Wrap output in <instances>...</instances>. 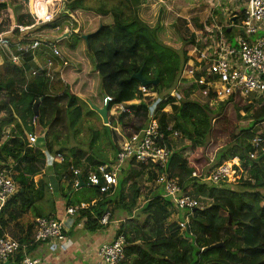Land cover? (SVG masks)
I'll return each mask as SVG.
<instances>
[{"label":"trees","instance_id":"16d2710c","mask_svg":"<svg viewBox=\"0 0 264 264\" xmlns=\"http://www.w3.org/2000/svg\"><path fill=\"white\" fill-rule=\"evenodd\" d=\"M61 2L35 0L33 15L23 4L2 2L0 24H9V13L7 10V14L4 13L7 6L15 17L16 25L25 27L31 26L35 18L44 20L49 17ZM169 2L171 0H64L66 10L83 33H71L69 37L53 42L61 57L59 62L64 68L65 79L70 84L59 95L52 92L51 81L35 64L31 53L21 56L20 63L16 64L11 61L8 53L1 51L3 63L0 65V91L5 92L6 97L0 99V137L4 127L13 125L14 130L12 139L0 146V170L12 168L18 191L0 211V237L7 234L11 222L20 219L29 210H34L37 217H44L37 212L35 204L44 200L46 195L49 196L48 182H52L53 178L49 180L41 173L42 154L29 148L26 140V136L34 132L30 124L34 118L32 106L37 99H43L36 122L47 129L46 148L55 154L66 153L63 165L55 168L60 173V178L53 182H66L62 180V174L67 173L72 165L81 170L85 187H90L85 182L88 167L104 163L95 160L87 161L88 164L84 165L82 160L87 154L79 149L76 151L67 148V139L59 134L66 127L76 134L74 131L77 132L82 125L84 117L96 115L72 93L73 90L81 92L75 85L78 79L87 81L89 101L97 108L103 107L104 96L112 97L115 104L129 102L141 98L138 95L139 83L132 79L133 75L141 72L143 78L157 80V86H148L157 94L165 89L170 90L177 83L191 48L207 44V41H203L206 39L204 12H199L203 9L191 10L185 15L183 12L179 14L175 18V25L179 30L174 23L171 27L166 26L171 32L169 38L172 41L178 39L180 44L183 42L182 51L175 50V46L159 39L160 27H164L161 15H158L159 18L157 16L155 27H150L141 20L142 8L167 11ZM106 17H111L110 24L96 22L97 18ZM57 24L56 20L43 28L52 29ZM18 33L16 28L15 34ZM85 35H89L87 40L83 39ZM44 49L45 54H49L48 58H55L48 48ZM13 54L19 52L15 50ZM38 61L43 62L41 55H38ZM33 70L38 74L32 76ZM179 85V105L172 104L176 99L169 97L157 106V118L166 136L170 134L167 128L171 126L179 133V140L185 144L183 148L173 152L164 169H159L158 173L175 179L184 192L196 197L205 206L193 212L187 229L181 232L177 222H172L168 224V232L165 233L163 225L171 218L173 206L168 198L154 193L138 211L144 218L143 223L151 222L158 235L151 239L141 236L131 240L122 224L109 243L121 235L124 237L125 260L120 264H264V155L251 162L247 160L250 131L254 125L264 121V93L260 96L248 95L251 103L241 99L234 102L229 100L219 103L213 110L210 92L185 80ZM153 101L150 98L131 105L130 113L118 115L115 122L122 125L125 134L128 129L132 133L140 131L148 119L149 107ZM168 105L171 111L165 113L163 110ZM227 105L231 106L230 113H224ZM109 107L110 105L108 109ZM253 109L252 114H249ZM242 113L243 118L249 119L246 127L238 124ZM104 130L112 145L109 129L104 127ZM217 135L224 136L229 143L213 155L210 163L207 151ZM97 139L98 136H94L90 141L91 149ZM56 146L59 147L58 152L54 151ZM235 157L243 161L242 167L248 174L246 179L241 178L237 184L210 185L191 176L198 169H203V175L207 176L212 169ZM144 177L154 182L155 168L148 169L146 165L129 160L128 168L119 173L118 184L110 193L101 194L99 189L90 187L95 191L96 199H91L86 204L93 200L96 202L93 206L80 210L76 218L78 221L85 218L84 227L90 232L107 227L100 225L99 221L106 213H110L111 218L113 210L124 211L127 220H131L140 197L136 182ZM71 204L73 203L67 206ZM110 206H113L112 210H109ZM31 230V226L25 228L28 238L20 236L16 239L20 244H30L28 254L33 245ZM218 243H222L224 247L202 253L203 249ZM21 256L18 254L15 260L19 261Z\"/></svg>","mask_w":264,"mask_h":264},{"label":"built area","instance_id":"2783aa9c","mask_svg":"<svg viewBox=\"0 0 264 264\" xmlns=\"http://www.w3.org/2000/svg\"><path fill=\"white\" fill-rule=\"evenodd\" d=\"M195 1L199 2L198 0ZM204 1L206 3L201 1L198 6L207 10V16L203 21L204 32L206 33V39L203 41H207V44L203 47L195 45L187 53L186 65L180 71L179 79L170 93L163 99H159L158 94L151 88L139 84L138 95L141 98L115 104L112 97L104 96L103 106L110 105L108 116L112 118L121 114H129L131 105H137L139 102H144L150 98L154 101L149 107L148 119L143 128L136 133L129 131L126 135L120 134L119 152L115 160L111 163L98 165L93 169L89 168L85 181L90 187L99 189L101 194H106L116 188L118 175L127 161L135 160L137 164L146 165L148 169L155 168L156 179L154 182L162 187L163 196L169 199L174 212L183 213L181 216L176 215V222L181 232L188 228L193 212L196 209H202L204 206L196 197L184 192L175 179H169L166 174L158 173L159 169H164L167 160L174 152L171 143L178 140L180 136L171 126L167 128V131L170 132L168 136L162 132L156 116L157 106L169 97L176 99V102L172 104L179 105L177 89L180 86L179 83L184 80L193 82L197 87L210 92L212 94L211 106L229 100L234 102L237 99L251 103L248 95L260 96L264 93V0ZM56 20L58 24L52 29L43 28L46 24ZM73 23L69 12L64 9L60 10L59 7L44 20L33 19L31 26L12 25V29L6 33H0V50L8 52L11 61L16 64H19L21 56L27 53L33 54L35 51L41 50L42 55H44L46 53L44 48H48L52 55L61 61L54 43L50 40L51 38H45L36 35V33L43 30H51V33L61 32V36L59 35V39H61L65 34L69 35L68 30L71 29ZM35 27L37 29L34 34L27 37L23 36V33H27ZM16 28L19 30L16 37L17 41L11 45L10 36L6 35L12 37ZM40 28L43 29L40 30ZM57 38L58 36L54 37L55 41ZM11 49L12 52L16 50L19 54H13ZM64 64L66 65L65 62ZM54 66L55 63L51 57L46 58L44 64L38 65V68L44 71L45 77L51 81L53 79L52 71L55 70ZM196 73L197 77H195ZM37 74L36 70L32 71V76ZM164 111L168 110L164 109ZM31 126H36L35 117L31 121ZM250 133L251 138L248 141L250 150L247 154L249 162L256 160L260 155H264V121L254 125ZM37 136V134L27 135L28 144L34 145ZM10 139H12L11 133L2 130L0 146ZM54 161L63 164L65 156L56 154ZM209 162L211 163L212 159ZM242 163L243 161L241 162L238 157H235L212 169L207 176L203 175V169L192 172L191 176L210 185L236 183L235 180L230 181V179L235 177L239 181L242 174H246L242 169ZM11 169L3 168L0 170V211L18 191V185L14 181V173ZM237 173H240L239 178ZM79 178H81V170L72 165L69 166L67 173L62 174V180L75 190L79 189ZM53 189L52 184L49 183L50 194L54 193ZM86 208L88 207L83 204L68 206L65 210V216L67 218L75 217L80 210ZM109 218L110 213L104 214L99 224L108 226L110 224ZM65 231L64 220H58L55 217H37L33 221L31 244L48 242L52 251L56 249L65 250L63 244L66 237ZM29 245L20 244L9 236L0 237V263L49 264L44 260L31 257L27 253ZM124 246L125 239L122 235L111 243L102 244L97 250L98 260L94 264H120L125 260ZM18 254L22 256L19 261H16L15 258Z\"/></svg>","mask_w":264,"mask_h":264},{"label":"rangeland","instance_id":"374dc122","mask_svg":"<svg viewBox=\"0 0 264 264\" xmlns=\"http://www.w3.org/2000/svg\"><path fill=\"white\" fill-rule=\"evenodd\" d=\"M199 2H196L195 0H171V2L168 3V7H167V11L162 10V11H158L159 9H150V8H142L140 11V18L142 21H144L145 23H147L150 27H155L159 16L161 15L162 17V24L164 27H160V31L158 33V37L162 42H165L166 44H171L172 46H175V50L177 51H182V44L183 42L181 41L180 44V40L176 39L175 41H172L171 38H169L171 36V32H169L168 27H171L172 24L174 23L175 25V18L179 16V14H181L183 12V14H189V11L191 10H196V9H203V10H199V12H204V18H206L207 16V10L201 6H198L199 3L202 1L203 3H206L204 0H198ZM14 3V4H23L24 8H28V0H0V3ZM7 9H10L9 6L6 7ZM4 10V13H6V10ZM66 10V8L64 7H60V10ZM180 10V11H179ZM12 12V11H11ZM13 14V13H12ZM10 13L8 14V19H9V24L8 22H6L5 24H0V32L12 29V25H11V21L9 18ZM159 15V16H158ZM158 16V18H157ZM14 17V16H13ZM15 18V17H14ZM0 21L2 22V20L0 19ZM101 22L102 24H110L112 22L111 17H106V18H97L96 22ZM8 24V25H6ZM99 25V23H98ZM6 26V27H5ZM2 27V28H1ZM64 27V26H63ZM175 27L178 29V27L175 25ZM71 29L68 30L69 35L73 32V33H78V34H82L81 30L79 29V24L77 23H73L72 26L70 27ZM186 28V27H185ZM37 27L33 28L32 30L28 31L27 33H23V36L27 37L30 36L32 34H34L36 32ZM43 28H40V30ZM75 29V30H74ZM179 30V29H178ZM190 30L192 31V28L190 27ZM187 31V30H186ZM6 33V32H4ZM61 34V32L58 33H53L51 34V30H43V31H39L38 33H36V35H40L43 36L45 38H51L50 40L52 42L55 41L54 37L58 36ZM63 34V33H62ZM180 35H181V30H180ZM179 35V36H180ZM18 35L15 34V31L12 34V37L10 36V42L11 45H13L16 41H17V37ZM61 36V35H60ZM183 35H181L182 38ZM232 36V35H231ZM188 37V35L186 36ZM73 39V38H72ZM71 39V40H72ZM172 48V47H171ZM184 48V47H183ZM181 49V50H180ZM1 52V50H0ZM12 52V49H11ZM8 53V52H6ZM3 53V54H6ZM13 53V52H12ZM9 55V53H8ZM34 56V61H38V55H41V59L43 62H45L46 58L49 57V54H45L42 55V51L41 50H37L35 51L33 54ZM0 59H2V55L0 53ZM39 62V61H38ZM43 62L41 63V66L43 64ZM55 67V66H54ZM54 67L52 68V70L54 69ZM55 72V71H54ZM99 81V79L97 80V82ZM87 81L85 80H79L76 82V87L80 88L81 92L79 93L78 91H72V93L74 95H76L78 98H80L79 96L82 97V102L85 101H89V93H88V89H87ZM58 87L56 90H52V92L55 93H60L61 90L64 88V84L61 82H57ZM75 87V88H76ZM174 88V86L169 90L165 89L161 92L158 93V98L159 99H163L168 93H170L172 91V89ZM83 91V92H82ZM82 93V94H81ZM6 97L5 92L0 91V99H4ZM218 104H215L212 106V109H216ZM150 109V108H149ZM231 111V106L227 105L225 106L224 109V113H230ZM253 110L249 111V114H252ZM4 114V113H3ZM159 114L156 113V116H158ZM244 113L241 114V119L239 118L238 124L242 125L244 127L247 126L249 119L243 118ZM246 119V120H245ZM102 121L100 119V117L96 114V115H89L84 117V120L82 122V125H80L79 129L76 131H74L76 134H74L71 130H69L67 127L65 129H63L62 131H59V134L61 135V137H65L66 140V147L69 149H74L77 151V149H80L81 151L85 152V153H91L93 157H98L102 152V154H104V156H107V154H109L108 152H113L112 148L110 146V144L108 143V133H105V130L102 127ZM112 125H115L116 123H114V120H111ZM172 125V124H170ZM110 132V129H109ZM94 136H98V139L94 142L95 145L93 146V148H90V141L92 140V138ZM229 143V141L224 137V136H216L214 140L211 141L209 147H208V159L211 160L213 158V155L223 146L227 145ZM185 143H182V141H180L179 139L176 140L175 142L171 143L172 148L174 149V151H177L178 149L183 148V145ZM59 147H55L54 150H58ZM98 155V156H96ZM99 159L106 161V159L104 158H100ZM233 159V158H232ZM231 160V159H229ZM89 162V161H88ZM105 163V162H104ZM243 169V168H242ZM200 170V169H199ZM244 170V169H243ZM126 171V170H125ZM196 171V170H195ZM245 171V170H244ZM237 177H240V173H237ZM248 177V174L246 175L245 173L242 174V178L246 179ZM235 180V181H234ZM86 181V180H85ZM230 181H234V182H238L237 178L232 177L230 179ZM138 185V189L140 191V197L137 201V206H136V210H134L133 212V218L131 220H127V215L124 213V211H119L116 212L115 214L113 213L112 217L110 218V222L111 221H115V231L122 225L124 224L125 226V230L128 232V237L131 240H135V239H139L141 236H143L144 238H154L158 235V233L156 234V230L151 222L148 221V223L144 224L143 223V216L140 214V212L138 211L143 204L145 203V201L148 198H151L153 196L154 193H160L164 194L162 187H159L155 182H150V180L148 181L146 179V177L141 178L140 182H136ZM236 183H231V185L236 184ZM55 182L53 183V188H54ZM62 187L64 188V199L66 201L67 204L73 203L71 204V206H80L81 204H86L88 203L91 199H96L95 195V191L93 189H91L90 187H82L79 188L77 190L71 188V185H68L67 182L62 183L61 184ZM70 186V187H69ZM54 190V189H53ZM128 192V191H127ZM80 203V204H79ZM76 204V205H75ZM203 206H205L203 204ZM44 213H46L44 211ZM176 215H183L182 212H180L179 214H177V212L172 213L171 218L169 219L167 224H164V231L165 233H167V229H168V224H171L172 222L176 223ZM78 216V214L76 215ZM75 216V217H76ZM74 220V218H72ZM130 219V218H129ZM110 225V224H109ZM108 225V226H109ZM110 227L113 228L112 225H110ZM10 227H8L9 229ZM13 231L16 232V229L13 228ZM11 232V231H10ZM9 232V233H10ZM11 238L16 240V237L14 238L12 236V234L10 233ZM141 243V242H140ZM47 245L50 243H46ZM49 248V245H48ZM50 250V249H49ZM50 252L54 253L56 251H51ZM31 254V253H30ZM29 254V255H30ZM33 256V255H32Z\"/></svg>","mask_w":264,"mask_h":264},{"label":"crops","instance_id":"0c3cea01","mask_svg":"<svg viewBox=\"0 0 264 264\" xmlns=\"http://www.w3.org/2000/svg\"><path fill=\"white\" fill-rule=\"evenodd\" d=\"M59 7H63V8L65 7L64 1L61 2V5ZM7 12L10 13L11 25L15 26L16 21H15V18L13 17L12 12L9 9H7ZM69 36L70 35H68L67 37ZM58 39L59 37L57 38V40ZM53 61L55 63V70H54L55 72L52 71L53 79L50 82V84H52L51 90L57 89L58 87L57 82L63 83L65 85L64 88L67 86H70L69 82L65 79L64 68L60 65L59 60L57 58H53ZM2 63H3V58L0 59V65ZM35 64L41 65V63L38 62L37 60L35 61ZM60 93H58L57 95H59ZM79 97H80L79 99L82 100V97L81 96ZM86 104H87V101H86ZM168 106L165 108L168 111L163 110L165 113H169L171 111V107L169 106L170 107L169 109ZM1 116H3V114H1ZM115 118L108 116V123L106 125H104L103 122L101 123L103 129L104 127L110 129V139L112 142V145L110 146L113 152H108L109 154H107V156H104V154H102L101 152L99 153L100 154L99 156L96 155L98 156L97 158L93 157L90 152L86 153L87 156L82 160L84 165L88 164L87 161L97 160L99 162L102 161L103 163L105 162L104 164H107L115 160L117 153L119 152L120 134H125L122 125L117 124L115 122ZM111 120H114V123L116 124L112 125ZM2 130L9 131L11 135L13 136L12 132L14 130V126L10 125V126L4 127ZM33 131L34 132L30 134H37L38 136H37L35 144L33 145L30 143L28 147L34 150H38L42 154L43 159L41 162V173L45 175L49 180L53 178V181L55 180L58 181V179L60 178V173L57 172V169L55 170V168L63 164H58V162L54 161V157L56 154L49 152L48 149L46 148L47 129L40 127L38 125V122H36V126L33 127ZM129 131L130 130L128 129L127 132L129 133ZM26 140H27V136H26ZM54 151L58 152V150H54ZM57 154H61V153H57ZM63 155L66 156V153H63ZM99 157L106 159V161L99 159ZM128 163L129 161H127L122 166L121 171H125L128 168ZM95 167H88V169L95 168ZM53 181L48 182V183H51L53 186V183H54ZM61 184L62 183L60 182L59 183L55 182L54 193L50 194L48 192L49 196L46 195L44 200L35 204V208L37 212H39L44 217L45 216L55 217L58 220H64L65 225H66V231H65L66 237H65V242L63 243L65 246V250L56 249L55 250L56 252L52 253L50 252L51 250L50 244H48L49 245V248H48V245L46 244L48 242H44V243H39V244H33L32 249L29 252L31 253L30 256L44 260L48 262L49 264H94L98 260V257H97L98 248L102 244L109 243L110 241L114 239L113 237L115 234V221L110 222V225H112L113 228L110 227L109 225L107 227H104L101 230L96 229L95 231L90 232L89 230H86V228L84 227L83 222L85 218L81 221H78L76 217H72L74 218V220L72 218H67L65 216V210L68 206L64 199L65 190ZM95 202L96 201L93 200L92 203L83 204V205H86L87 207H89V206H93ZM112 208L113 206H110L109 210H112ZM44 211L46 213H44ZM113 211H114L113 213L115 214L116 213L115 210ZM35 218H37L35 211L29 210L20 219L10 223L9 225L10 228L7 229V234L5 236H10V233H11L14 238L16 237V239L19 238L20 236H25L28 238L29 237L27 236L28 234H25V228H28L31 226L33 230V221ZM13 228L16 229V232L13 231ZM32 230H31V234H32ZM0 264H7V263H0Z\"/></svg>","mask_w":264,"mask_h":264},{"label":"water","instance_id":"95a60500","mask_svg":"<svg viewBox=\"0 0 264 264\" xmlns=\"http://www.w3.org/2000/svg\"><path fill=\"white\" fill-rule=\"evenodd\" d=\"M33 1L34 0H28V9H29V13L31 15L34 14V11H33V3L34 2ZM61 1H64V0H61ZM100 27H102V26H100ZM228 32H229V30H228ZM6 36H11V35H6ZM67 36L68 35L65 34L61 38H67ZM88 37H89V35H85V36H83V39L87 40ZM132 79L136 80L142 86H157V83H158L157 80L152 81V80H147V79L143 78L141 72H139L136 75H133ZM42 100H43L42 98H39L33 103L32 112H33V115L35 118H37L39 116V106H40V103ZM87 105L89 106V108L92 111H94L101 118L104 125H106L108 123V105H104L102 108H97V107L93 106L90 101H87ZM78 181H79V188L86 186L85 184H83V181L81 178H79ZM230 221L231 220L229 219V223H230ZM223 247L224 246L222 243H218V244H215V245H212L208 248L203 249L202 253H206V252H209V251H212L215 249H219V248H223Z\"/></svg>","mask_w":264,"mask_h":264},{"label":"bare ground","instance_id":"6f19581e","mask_svg":"<svg viewBox=\"0 0 264 264\" xmlns=\"http://www.w3.org/2000/svg\"><path fill=\"white\" fill-rule=\"evenodd\" d=\"M34 2V1H33ZM33 11H34V3H33Z\"/></svg>","mask_w":264,"mask_h":264},{"label":"clouds","instance_id":"9594fccd","mask_svg":"<svg viewBox=\"0 0 264 264\" xmlns=\"http://www.w3.org/2000/svg\"><path fill=\"white\" fill-rule=\"evenodd\" d=\"M9 18H10V16H9Z\"/></svg>","mask_w":264,"mask_h":264}]
</instances>
